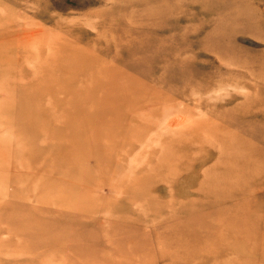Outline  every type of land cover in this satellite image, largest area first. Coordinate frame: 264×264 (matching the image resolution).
<instances>
[{
  "label": "rangeland",
  "instance_id": "1",
  "mask_svg": "<svg viewBox=\"0 0 264 264\" xmlns=\"http://www.w3.org/2000/svg\"><path fill=\"white\" fill-rule=\"evenodd\" d=\"M0 264H264V0H0Z\"/></svg>",
  "mask_w": 264,
  "mask_h": 264
},
{
  "label": "bare ground",
  "instance_id": "2",
  "mask_svg": "<svg viewBox=\"0 0 264 264\" xmlns=\"http://www.w3.org/2000/svg\"><path fill=\"white\" fill-rule=\"evenodd\" d=\"M249 8V7H248ZM248 8L246 9V10H248ZM245 12V11H244ZM244 12H241V10H239V11H236V12H233V13H231V15H233V17L234 18H240V17H246L245 16V14H244ZM251 23H253L252 21H251ZM177 117V116H176ZM179 119V118H178ZM174 120V119H173ZM176 120V119H175ZM172 121V120H171ZM178 122V121H177ZM183 122V121H182ZM169 123V122H168ZM173 123H174V121H173ZM175 123H176V121H175ZM179 123H181V122H179ZM171 125H172V123H171ZM174 125V124H173ZM175 126V125H174ZM258 156H260L259 154H257ZM18 157V156H17ZM21 157V156H20ZM14 160V159H13ZM15 161V160H14ZM225 160L223 159V162H224ZM246 161H249L248 159L246 160ZM227 163H232V160L231 159H229V161H227ZM245 173V176L246 175H251V173L250 172H244ZM29 174V173H28ZM32 174H33V172H32ZM242 175L240 174V177H241ZM246 178H247V176H246ZM239 179V178H238ZM34 187V186H33ZM42 188H43V186H41V187H39V189L40 190H42ZM36 190V189H35ZM232 191H233V189L232 188H229V189H226V190H222L221 192H223V193H232ZM31 198V197H30ZM32 199V198H31ZM53 203V202H52Z\"/></svg>",
  "mask_w": 264,
  "mask_h": 264
}]
</instances>
